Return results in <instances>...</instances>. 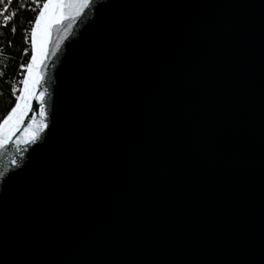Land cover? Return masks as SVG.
<instances>
[{
	"label": "water",
	"instance_id": "water-1",
	"mask_svg": "<svg viewBox=\"0 0 264 264\" xmlns=\"http://www.w3.org/2000/svg\"><path fill=\"white\" fill-rule=\"evenodd\" d=\"M41 68L0 264H264V0H94Z\"/></svg>",
	"mask_w": 264,
	"mask_h": 264
},
{
	"label": "snow or ice",
	"instance_id": "snow-or-ice-1",
	"mask_svg": "<svg viewBox=\"0 0 264 264\" xmlns=\"http://www.w3.org/2000/svg\"><path fill=\"white\" fill-rule=\"evenodd\" d=\"M33 3L39 12L34 16V25L31 28V60L26 65H21V67H26V75L22 81L23 87L20 89V94L15 96L14 106L0 119V148L9 144L15 134L21 130L25 117L32 110L33 100H38L40 103L42 119L39 121L34 119L32 124L24 129V136L17 143L35 144L41 139V133L48 127L45 110L47 89L41 90L44 82L41 66L48 56L51 32L54 26L82 16L86 9L92 7L94 0H43L42 6L40 0H33ZM10 4L11 0H0V10H2L0 15H3L0 27H6L7 23L16 15L15 11L9 13ZM18 4L21 9L25 7V4L20 0H18ZM11 31L13 33L16 31L15 26ZM17 151H20L19 147ZM11 163L15 165L16 159L12 158Z\"/></svg>",
	"mask_w": 264,
	"mask_h": 264
},
{
	"label": "trees",
	"instance_id": "trees-1",
	"mask_svg": "<svg viewBox=\"0 0 264 264\" xmlns=\"http://www.w3.org/2000/svg\"><path fill=\"white\" fill-rule=\"evenodd\" d=\"M20 2L25 4L23 9L19 7L18 0H11L9 13L15 11L16 15L6 27H0V119L14 106L15 96L21 87L18 79L25 72V67L21 65H26L31 55L30 34L38 10L33 0ZM42 3L43 0H40V5ZM2 21L3 15H0ZM13 26L16 29L14 33L11 31Z\"/></svg>",
	"mask_w": 264,
	"mask_h": 264
},
{
	"label": "built area",
	"instance_id": "built-area-1",
	"mask_svg": "<svg viewBox=\"0 0 264 264\" xmlns=\"http://www.w3.org/2000/svg\"><path fill=\"white\" fill-rule=\"evenodd\" d=\"M41 6H42V4H41ZM37 10L39 11V9L37 8ZM26 68V67H25ZM23 77H24V73H21V77L18 79V81L20 82V83H22V81H23Z\"/></svg>",
	"mask_w": 264,
	"mask_h": 264
}]
</instances>
